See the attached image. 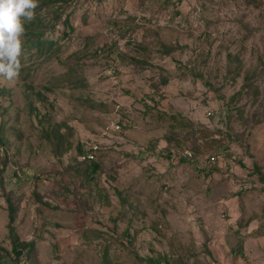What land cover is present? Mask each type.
<instances>
[{"label":"rangeland","instance_id":"obj_1","mask_svg":"<svg viewBox=\"0 0 264 264\" xmlns=\"http://www.w3.org/2000/svg\"><path fill=\"white\" fill-rule=\"evenodd\" d=\"M35 13L0 77V264H264V0Z\"/></svg>","mask_w":264,"mask_h":264},{"label":"clouds","instance_id":"obj_2","mask_svg":"<svg viewBox=\"0 0 264 264\" xmlns=\"http://www.w3.org/2000/svg\"><path fill=\"white\" fill-rule=\"evenodd\" d=\"M38 7L39 0H0V77L7 81L19 77L24 24L35 19Z\"/></svg>","mask_w":264,"mask_h":264},{"label":"trees","instance_id":"obj_3","mask_svg":"<svg viewBox=\"0 0 264 264\" xmlns=\"http://www.w3.org/2000/svg\"><path fill=\"white\" fill-rule=\"evenodd\" d=\"M25 34H24V37L26 39H30L31 37L35 40L34 42V47L38 48L40 46H42V42H41V35H35L34 32H31L34 27L37 26L36 23L34 22H27L25 21ZM27 42H30V41H27ZM2 128L0 126V144L3 146H5L6 144V140L3 138L2 136ZM86 152V149H80V154H84ZM90 162V161H89ZM97 161H92L90 162L91 163V169L94 170H97L98 169V166L95 165L93 166L92 164L93 163H96ZM262 180H264V175H262ZM8 217H9V235H10V239H11V243H12V253L15 254L16 258H22L25 254H29V255H33L35 253V250H36V245L34 242H28V241H23L22 239L19 238L17 232L15 231V228L14 226L12 225V222L14 221V217H15V213L17 212V209H16V206L14 205V203L12 202V200L8 197ZM155 264V263H153ZM158 264H162V262L160 261ZM169 264V263H167Z\"/></svg>","mask_w":264,"mask_h":264},{"label":"built area","instance_id":"obj_4","mask_svg":"<svg viewBox=\"0 0 264 264\" xmlns=\"http://www.w3.org/2000/svg\"><path fill=\"white\" fill-rule=\"evenodd\" d=\"M101 152V146L97 144L91 145L90 148L86 150L84 154L78 155V159L81 162H92V161H98L99 154ZM216 160L212 159L211 165L216 164Z\"/></svg>","mask_w":264,"mask_h":264}]
</instances>
